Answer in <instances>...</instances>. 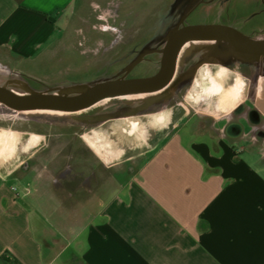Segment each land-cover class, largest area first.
<instances>
[{"label": "crops", "instance_id": "0c3cea01", "mask_svg": "<svg viewBox=\"0 0 264 264\" xmlns=\"http://www.w3.org/2000/svg\"><path fill=\"white\" fill-rule=\"evenodd\" d=\"M76 1L0 0V65L51 61ZM166 117L136 167L89 145L58 181L1 166L0 264H264V123L213 122L215 137Z\"/></svg>", "mask_w": 264, "mask_h": 264}, {"label": "rangeland", "instance_id": "374dc122", "mask_svg": "<svg viewBox=\"0 0 264 264\" xmlns=\"http://www.w3.org/2000/svg\"><path fill=\"white\" fill-rule=\"evenodd\" d=\"M188 12L185 23H224L252 39L264 38V0H77L63 16L69 33L60 38L52 60L30 71L0 65V86L18 94L70 95L108 79L150 76ZM236 90L240 95L232 94L235 100L229 95L235 101L229 105L225 95ZM170 114L196 121L200 131L215 137L213 122L264 123V56L241 55L226 43L193 41L178 53L169 85L155 95L108 97L71 114L19 113L0 105V145L6 137L12 145L20 139L9 152L0 151V167L13 164L20 175L31 167L58 181L65 166L61 157L72 163L95 157L86 145L111 163L136 167L144 160L147 138L166 129ZM35 136L38 141L30 145ZM71 168L74 172L75 164ZM56 187L49 185L54 193Z\"/></svg>", "mask_w": 264, "mask_h": 264}, {"label": "water", "instance_id": "95a60500", "mask_svg": "<svg viewBox=\"0 0 264 264\" xmlns=\"http://www.w3.org/2000/svg\"><path fill=\"white\" fill-rule=\"evenodd\" d=\"M188 14L181 19V23ZM193 41L226 43L241 55L250 58L264 56V38L252 39L230 25L190 24L178 27L168 37L160 55L159 68L150 76L108 79L70 95L47 92L18 94L0 86V105L15 112L46 110L74 113L108 97L152 94L169 85L176 69L178 53L186 43Z\"/></svg>", "mask_w": 264, "mask_h": 264}, {"label": "flooded vegetation", "instance_id": "af4514ba", "mask_svg": "<svg viewBox=\"0 0 264 264\" xmlns=\"http://www.w3.org/2000/svg\"><path fill=\"white\" fill-rule=\"evenodd\" d=\"M190 14V13H189ZM188 17V16H187ZM187 19V18H186ZM186 19H184L183 20V22L181 23V27L182 26H185V25H190V24H197L198 22H196V23H185V20ZM207 23H215V22H207ZM207 23H198V24H207ZM215 24H224V23H215ZM228 25V24H227ZM179 26V27H180ZM231 26V25H230ZM232 27V26H231ZM234 28V27H233ZM236 29V28H235ZM238 30V29H237ZM189 43V42H188ZM188 43H186L185 45H187ZM185 45L183 46V47H185ZM126 78H129V77H126ZM132 78H137V77H132ZM213 89H214V91L216 92L217 91V86H214L213 87ZM230 92V91H229ZM230 93H232L233 94V96L234 97H238L239 95H240V92H238V90H236V91H232V92H230ZM225 97L227 98V101H228V103H229V105L230 104H233L234 102H233V100L231 101L230 99H229V93H227L226 95H225ZM230 97H231V95H230ZM233 98V97H232ZM234 100H235V98H233ZM246 122V121H245ZM8 135V134H7ZM36 141H38V138L35 136V137H33L29 142H30V145H32V143H34V142H36ZM32 142V143H31ZM11 147H13V145L11 144V140H10V137H6L4 140H3V142H2V144L0 145V151L2 152V153H6V152H9V148H11Z\"/></svg>", "mask_w": 264, "mask_h": 264}, {"label": "bare ground", "instance_id": "6f19581e", "mask_svg": "<svg viewBox=\"0 0 264 264\" xmlns=\"http://www.w3.org/2000/svg\"><path fill=\"white\" fill-rule=\"evenodd\" d=\"M204 75V74H203ZM157 93H159V91L158 92H155V93H152V95H155V94H157ZM146 94V93H145ZM147 95V94H146ZM147 99V98H146ZM149 99H150V97H149ZM86 110V109H85ZM85 110H82V111H85ZM42 111H46V110H42ZM30 111H19V113H29ZM35 112H40V111H31L30 113H35ZM46 112H48V111H46ZM78 112V111H77ZM81 112V111H80ZM63 114H71V113H63Z\"/></svg>", "mask_w": 264, "mask_h": 264}]
</instances>
